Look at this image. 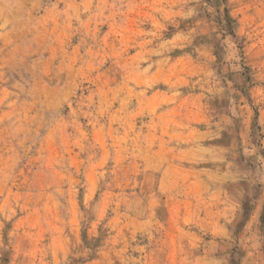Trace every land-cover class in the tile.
<instances>
[{"label": "rangeland", "instance_id": "1", "mask_svg": "<svg viewBox=\"0 0 264 264\" xmlns=\"http://www.w3.org/2000/svg\"><path fill=\"white\" fill-rule=\"evenodd\" d=\"M0 264H264V0H0Z\"/></svg>", "mask_w": 264, "mask_h": 264}]
</instances>
